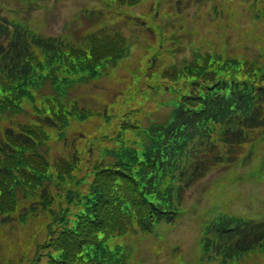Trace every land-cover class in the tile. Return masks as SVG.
<instances>
[{
	"label": "trees",
	"instance_id": "obj_1",
	"mask_svg": "<svg viewBox=\"0 0 264 264\" xmlns=\"http://www.w3.org/2000/svg\"><path fill=\"white\" fill-rule=\"evenodd\" d=\"M94 1L100 6L87 11L83 19L91 24L85 23L79 42L45 38L20 28L16 20L0 18V116L13 119V128H6V137L0 139V218L13 217L27 228L37 248L32 264L43 255L51 257L50 264H137L131 239H114L149 233L166 213L183 214L184 206L177 201L195 179L217 163L238 160L229 152L222 154L219 143H257L264 129V52L257 60L200 55L162 71L147 66L130 70L125 80L111 77L114 84L129 85L127 95L156 79L154 90L171 96L169 115L141 133L136 150L98 148L99 155L87 161L85 153L92 156L102 145L100 136L79 138L85 141L82 152L76 150V141L66 142L72 160L50 170L38 146L49 144V133L56 140L67 137L73 122L93 114L68 93L77 83L105 76L110 80V69H117L129 53L124 36L107 26L106 12L143 0ZM249 12L258 25L264 24V0H255ZM241 19L235 22L239 31ZM40 124L48 127L44 137L37 130ZM175 183L181 187L176 196ZM234 219L222 218L219 224L227 228ZM238 221L234 231L221 229L216 244L202 233L207 247L216 249L206 255L224 264L250 251L258 254L254 263H264V229Z\"/></svg>",
	"mask_w": 264,
	"mask_h": 264
},
{
	"label": "rangeland",
	"instance_id": "obj_2",
	"mask_svg": "<svg viewBox=\"0 0 264 264\" xmlns=\"http://www.w3.org/2000/svg\"><path fill=\"white\" fill-rule=\"evenodd\" d=\"M93 1L90 0H62L60 3L56 6V10L53 12L48 13V17H50L51 23V33L52 34H58L59 31H62L63 29L69 27V23L67 20H70L73 15H75L77 8H82L87 4H92ZM138 12L144 13L145 8L142 7L140 9H137ZM110 13V12H109ZM249 20L244 19L243 20V25H249ZM187 28L193 33L196 34L199 32V26L192 21H187L186 22ZM74 26L77 28L78 25L74 24ZM238 35L234 34L233 38L235 39ZM145 42H143L144 44ZM139 58L131 63V66H137L138 68L142 67L143 60H144V55H145V50L143 48H140L138 50ZM123 73H126L123 70ZM126 78H130L129 76H125ZM132 84V80H130V83ZM129 85H125V88L128 87ZM122 85L120 84H114L108 80H104L100 84H93L88 88L86 91L87 97L86 101L90 104V106L96 110V111H101L109 100L113 101L112 96L119 94L122 89ZM85 92V91H84ZM79 93V94H83ZM102 93V99L100 101H97L96 99H93L92 95ZM94 123V122H91ZM57 153L59 154L60 151L57 150ZM245 192L247 195H249V198L246 200V208L247 210L249 209H257L261 206V203L264 202V186L260 187H255L253 185H246L244 187ZM211 203L213 201L208 202L207 207L211 206ZM191 225V226H189ZM9 230L6 229L5 233H8ZM160 234V233H159ZM196 234H197V224L192 223L190 221H183L179 224V226L175 229V233L173 235L174 242L182 244V250L185 253L186 257L191 256L193 249L195 248V239H196ZM12 238L15 239L13 242L14 247L16 248L18 246V242L16 239H21L22 237L20 236L19 233H12L11 234ZM162 236V234H160ZM31 248L29 242H27V254H31ZM17 254V252H15ZM143 254L146 255V257H149L147 255L150 254V251L147 249L143 250ZM18 255L14 256L13 258L17 257ZM39 264H48V258L47 256L43 257L41 262ZM146 264H174L170 258L166 257H159L156 261L153 259H148ZM264 264V263H261Z\"/></svg>",
	"mask_w": 264,
	"mask_h": 264
}]
</instances>
